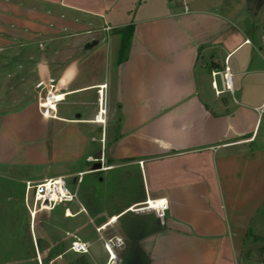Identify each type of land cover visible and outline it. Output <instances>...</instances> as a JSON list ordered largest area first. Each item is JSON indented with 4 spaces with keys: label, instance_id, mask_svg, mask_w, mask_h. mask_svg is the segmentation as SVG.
<instances>
[{
    "label": "crops",
    "instance_id": "0c3cea01",
    "mask_svg": "<svg viewBox=\"0 0 264 264\" xmlns=\"http://www.w3.org/2000/svg\"><path fill=\"white\" fill-rule=\"evenodd\" d=\"M188 1L0 0V264L53 260L25 207L5 204L16 186L23 201L24 182L54 177L75 185L84 209L70 206L68 219L121 237L124 264H247L264 208L261 33ZM224 66L232 94L216 95L211 72ZM47 77L64 95L54 117L36 105ZM9 85L20 97L4 101ZM151 199L167 200L163 219L132 212Z\"/></svg>",
    "mask_w": 264,
    "mask_h": 264
},
{
    "label": "rangeland",
    "instance_id": "374dc122",
    "mask_svg": "<svg viewBox=\"0 0 264 264\" xmlns=\"http://www.w3.org/2000/svg\"><path fill=\"white\" fill-rule=\"evenodd\" d=\"M188 3L189 5H196L206 10L227 15L242 29L250 28L252 23H256L259 25L257 29L259 30V33L264 31V1L253 3L252 0H189ZM140 10V7L136 8L135 15H137ZM254 12L256 15H254ZM256 34L258 37V33ZM215 81L218 82L217 79H215ZM206 82L205 87L210 89V79L206 78ZM8 88L11 91V94L10 96L3 97L4 101L14 99L16 96L20 97V95H18L19 91L16 89L17 87L15 85H9ZM210 93L213 94V91L210 90ZM19 104L20 102L14 103L9 108H15L19 106ZM65 182L68 189L70 191H74L75 185H71L69 180L66 179ZM15 189V194L13 195L15 200L6 203L5 206L10 207L11 209H16L20 215H23V213L26 214L22 204L23 184L21 186H16ZM84 189H86V176L84 177L83 184L77 185V193H84ZM69 206L78 208L76 203ZM263 213L259 215L260 219H263V223L258 224L259 222H257L256 229L252 231L258 239L252 240L249 238L247 245L244 247L243 256L247 264L264 263ZM258 225H260V227H257ZM33 234L35 235L36 240L41 242L44 250L43 259H45L49 253L53 251V260L48 264H72L78 262L81 257L85 259L87 264H104L105 262L106 256L101 249V244L97 240V236L94 234L93 226L86 221V218L83 215L76 217L73 220H69L68 218L66 219L63 217L61 209L59 208L51 213H41L33 224ZM72 236H76L82 241L90 242L91 245L87 255H76L67 251Z\"/></svg>",
    "mask_w": 264,
    "mask_h": 264
},
{
    "label": "built area",
    "instance_id": "2783aa9c",
    "mask_svg": "<svg viewBox=\"0 0 264 264\" xmlns=\"http://www.w3.org/2000/svg\"><path fill=\"white\" fill-rule=\"evenodd\" d=\"M247 45H252L249 40H245ZM41 47V46H40ZM254 50L262 57L264 61V31L258 36V45ZM211 88L216 95L222 93L232 94V79L233 75L227 66H224L221 71L211 72ZM218 80V82L215 81ZM36 105L39 114L42 117H54L56 114V107L64 100V95L60 93L57 82L52 78L41 79L36 85ZM105 103L104 93L102 88L99 91L98 113L97 117H105ZM103 108V113H102ZM101 150L104 148V139L100 140ZM102 153V151H101ZM83 173L77 175V182H80ZM163 202V203H161ZM76 203L78 206V213L84 212L82 206L77 202V194L75 191H70L66 185L64 177H54L43 181H26L24 182V196L23 205L28 213L30 220V232L32 239L33 223L38 214L51 213L56 209H61L64 218L74 216L70 210L71 204ZM168 210V202L166 199H151L146 200L144 205L134 209V213H153L157 218L163 219ZM98 241L101 242L103 250L106 254L105 264H123L120 252L124 249V240L118 236L105 238L100 233V228L95 229ZM90 244L87 241H82L76 236H72L68 251L76 255H87Z\"/></svg>",
    "mask_w": 264,
    "mask_h": 264
},
{
    "label": "trees",
    "instance_id": "16d2710c",
    "mask_svg": "<svg viewBox=\"0 0 264 264\" xmlns=\"http://www.w3.org/2000/svg\"><path fill=\"white\" fill-rule=\"evenodd\" d=\"M122 37H121V42H120V49H119V61L124 60L125 58V52L127 49V43H128V33H129V28H126L122 31ZM72 264H87L85 259L81 257L78 262L72 263Z\"/></svg>",
    "mask_w": 264,
    "mask_h": 264
},
{
    "label": "water",
    "instance_id": "95a60500",
    "mask_svg": "<svg viewBox=\"0 0 264 264\" xmlns=\"http://www.w3.org/2000/svg\"><path fill=\"white\" fill-rule=\"evenodd\" d=\"M253 3H258V2H261V1H264V0H252Z\"/></svg>",
    "mask_w": 264,
    "mask_h": 264
},
{
    "label": "bare ground",
    "instance_id": "6f19581e",
    "mask_svg": "<svg viewBox=\"0 0 264 264\" xmlns=\"http://www.w3.org/2000/svg\"><path fill=\"white\" fill-rule=\"evenodd\" d=\"M102 113H103V111H102ZM101 121V120H100Z\"/></svg>",
    "mask_w": 264,
    "mask_h": 264
},
{
    "label": "snow or ice",
    "instance_id": "6c2138e0",
    "mask_svg": "<svg viewBox=\"0 0 264 264\" xmlns=\"http://www.w3.org/2000/svg\"><path fill=\"white\" fill-rule=\"evenodd\" d=\"M161 203H163V202H161Z\"/></svg>",
    "mask_w": 264,
    "mask_h": 264
}]
</instances>
